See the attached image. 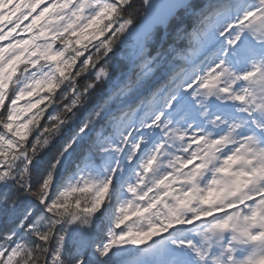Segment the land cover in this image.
<instances>
[{
    "label": "snow or ice",
    "instance_id": "snow-or-ice-1",
    "mask_svg": "<svg viewBox=\"0 0 264 264\" xmlns=\"http://www.w3.org/2000/svg\"><path fill=\"white\" fill-rule=\"evenodd\" d=\"M0 264H264V0H0Z\"/></svg>",
    "mask_w": 264,
    "mask_h": 264
}]
</instances>
